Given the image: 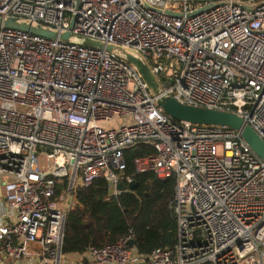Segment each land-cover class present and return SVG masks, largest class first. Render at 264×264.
I'll return each mask as SVG.
<instances>
[{
	"label": "built area",
	"instance_id": "2783aa9c",
	"mask_svg": "<svg viewBox=\"0 0 264 264\" xmlns=\"http://www.w3.org/2000/svg\"><path fill=\"white\" fill-rule=\"evenodd\" d=\"M10 17L133 49L163 95L232 111L264 140V0H0ZM157 99L136 66L105 49L0 25V264H76L63 251L58 185L71 194L103 178L117 195L132 182L125 153L139 144L155 152L134 159L136 173L176 177L178 244L144 256L131 232L74 257L264 264V161L235 129L175 121Z\"/></svg>",
	"mask_w": 264,
	"mask_h": 264
},
{
	"label": "trees",
	"instance_id": "16d2710c",
	"mask_svg": "<svg viewBox=\"0 0 264 264\" xmlns=\"http://www.w3.org/2000/svg\"><path fill=\"white\" fill-rule=\"evenodd\" d=\"M144 144L126 151L125 176L136 189L110 192L108 182L95 179L89 186H77L68 193V183L58 185L56 199L67 203L64 254L84 255L93 246L105 247L134 233L136 248L144 256L155 249H172L178 244V221L171 207L177 180L160 179L154 173H136L134 159L154 154ZM109 200V201H108Z\"/></svg>",
	"mask_w": 264,
	"mask_h": 264
},
{
	"label": "water",
	"instance_id": "95a60500",
	"mask_svg": "<svg viewBox=\"0 0 264 264\" xmlns=\"http://www.w3.org/2000/svg\"><path fill=\"white\" fill-rule=\"evenodd\" d=\"M240 4V3H238ZM247 9H251V5H245ZM74 19L71 21L74 26ZM0 25L6 28L22 31L24 33H31L33 35L41 36L50 40H58L63 43H72L84 46L86 48L105 49L118 58L129 62L136 66L142 79L146 82L150 90L155 96H158L159 106L163 109L167 116H170L175 121L192 122L199 125H215L222 127H230L241 134L242 139L251 147L254 153L264 161V140L254 131L250 124H247L244 119L232 111H222L213 108H204L194 105H186L177 101L171 95H163L164 89L158 81L157 76L153 73L152 68L139 52L125 48L122 46L108 44L96 41L90 38H84L72 34L70 31L66 33H59L57 30L40 25L30 19H22L17 17H10L6 20L0 18ZM136 182L132 181L129 186L124 183L118 185L119 191L127 189H136ZM136 245V240L130 242V247Z\"/></svg>",
	"mask_w": 264,
	"mask_h": 264
},
{
	"label": "rangeland",
	"instance_id": "374dc122",
	"mask_svg": "<svg viewBox=\"0 0 264 264\" xmlns=\"http://www.w3.org/2000/svg\"><path fill=\"white\" fill-rule=\"evenodd\" d=\"M44 163H45V161H44V160H42V163H41V164H43V168L45 169L46 165H45ZM66 204H67V203H65V202H64V207L66 206ZM71 257H72L73 261H75V262H76V264H82V261H80V259H79V258H77V257H74V256H71ZM73 257H74V258H73Z\"/></svg>",
	"mask_w": 264,
	"mask_h": 264
}]
</instances>
